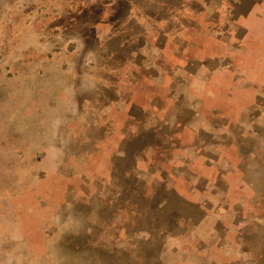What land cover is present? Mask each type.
Instances as JSON below:
<instances>
[{"label": "rangeland", "instance_id": "374dc122", "mask_svg": "<svg viewBox=\"0 0 264 264\" xmlns=\"http://www.w3.org/2000/svg\"><path fill=\"white\" fill-rule=\"evenodd\" d=\"M154 1L0 0V264L132 249L146 233L129 210L146 207L155 173L173 189L158 218L185 222L154 264L264 261L246 234L264 225V0ZM152 6L166 15L143 17ZM237 138L254 139L246 156Z\"/></svg>", "mask_w": 264, "mask_h": 264}, {"label": "trees", "instance_id": "16d2710c", "mask_svg": "<svg viewBox=\"0 0 264 264\" xmlns=\"http://www.w3.org/2000/svg\"><path fill=\"white\" fill-rule=\"evenodd\" d=\"M159 1L160 0H155L154 5L156 6L159 3ZM127 2H129V0H127ZM132 6H133L132 0H130L129 8H131ZM155 6H152V9H150L148 12H145L143 14V17L148 18V19L154 18L156 20L158 19L161 20L162 18L160 15L161 14L166 15V14H164L162 11H160V13L156 12V10H154ZM161 10H164V9H161ZM233 96L234 95L229 96V97L233 98ZM218 115L222 116V113H218ZM181 125L182 127L184 126L183 120L181 121ZM151 133L152 132L144 133L143 140H145L146 137H153V134ZM156 134L161 136L163 141L167 145H171L174 148L179 149V150L181 149V144L174 137L176 135L175 132H171L170 134H167V133H161L160 131L157 130ZM168 135L173 137V140H171L169 143L165 141L167 140L166 136ZM253 141L254 139H248L247 142H244L243 140H240L237 138V144L240 143L238 144L239 155L246 156V153H248V151H252ZM158 142L163 143L161 139ZM135 144L136 143L134 142L131 147H133ZM262 150L264 151L263 146H262ZM174 161L175 163L177 162L176 159ZM259 170H264V163L259 168ZM115 174L116 175L120 174V177H122V180L125 181L126 184L132 185L133 188H131L130 192H138L137 187H135L136 183H133L136 180V174L134 172L133 174L127 173L125 170L123 172H119V174L115 172ZM124 174L128 176L124 177ZM170 176H172V174H170ZM215 176H216V182L219 181V179H222V173H217ZM152 177H154L155 181H159L161 183L157 185V187H153L154 190L152 192V196H150L149 202L146 205V207L138 208L137 206L136 208H131L129 210L133 214V218H132V224H134L133 231H137V232L142 231L143 233L145 232L146 233L145 237L144 236L136 237L135 239L136 243L132 247V249H124L118 246L117 244H115V248L112 251H108L100 247H94V245L90 244L84 250L82 249L80 252V258L82 260L81 264H94V262L99 261V260H105L106 264H126V262L134 258L144 260L143 262L141 261V264H154L155 263V261L151 259L154 253L153 251H155V249L159 251L160 248H162L161 246L164 243V239L166 240V238H168L166 235L171 232V229L175 225L181 223V221H184V220L181 214L178 213V211L177 212L169 211L162 215L163 218L161 219L158 218L159 214L156 211V207H158L159 202H161L167 196H169V194L173 191V189L168 188V185H167L168 177L164 173H155V174H152ZM173 179L175 182H177V178L173 176ZM225 184L227 185L226 181H225ZM173 188L177 191L179 195L189 200L196 199V198L194 199L191 198L193 194L191 195L190 192L188 195L185 194L186 190L184 188H181L180 186L178 187L173 186ZM239 189L240 188H238V192H242V190L240 191ZM260 191L262 194L261 199L264 201V187ZM230 192H231V189H229V185H228V191L226 193V196H228ZM122 193L124 192H121V195ZM251 226L255 230V232H248L246 234L250 235L252 238L256 239L257 242L262 243L264 245V225L252 224ZM116 236H119V232L116 234ZM157 243L159 244L161 243V246L156 245ZM204 244L205 242L204 240H202L200 242V245L203 246ZM207 248L210 252L212 250L213 251L216 250L215 251L216 253L220 252L218 240H211ZM97 253L99 254V256L96 255ZM259 264H264V261H259Z\"/></svg>", "mask_w": 264, "mask_h": 264}]
</instances>
